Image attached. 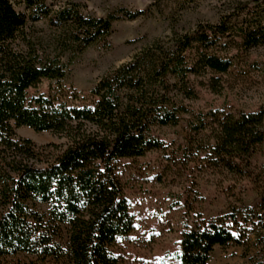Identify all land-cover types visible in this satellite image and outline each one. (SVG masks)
I'll return each instance as SVG.
<instances>
[{
	"label": "trees",
	"instance_id": "16d2710c",
	"mask_svg": "<svg viewBox=\"0 0 264 264\" xmlns=\"http://www.w3.org/2000/svg\"><path fill=\"white\" fill-rule=\"evenodd\" d=\"M0 0V258L21 253L62 264H118L112 248L134 231V217L118 177L119 162L159 149L155 126L177 125L179 99H195L190 78L219 79L235 65L231 51L264 48V8L216 25L174 34L105 75L88 96L75 91L39 93L45 82L67 75L62 59L109 37L115 16L96 18L74 7L54 11L47 0ZM246 8V6H244ZM127 18L141 12L121 11ZM238 15V19L241 17ZM48 20L59 53L48 54L29 34L30 23ZM235 22V23H234ZM31 90H35L31 94ZM219 126L217 161L232 172L264 145V106L257 112H210ZM51 132L66 139L57 155L37 149L17 130ZM197 224L183 233L181 264H209L216 246L240 245L226 220Z\"/></svg>",
	"mask_w": 264,
	"mask_h": 264
},
{
	"label": "rangeland",
	"instance_id": "374dc122",
	"mask_svg": "<svg viewBox=\"0 0 264 264\" xmlns=\"http://www.w3.org/2000/svg\"><path fill=\"white\" fill-rule=\"evenodd\" d=\"M26 12L23 0H13ZM54 11L76 7L96 18L115 16L111 34L83 52L65 53L67 75L61 81H45L39 93L62 90L88 96L111 71L130 62L138 53L160 41L168 45L174 34L189 33L199 25H216L231 16L236 27L245 15L260 14L264 0H47ZM246 6V8H244ZM126 10L136 18H127ZM241 17L238 19V15ZM29 34L48 54H56L57 32L48 20L30 23ZM235 65L219 79V93L210 78L191 77L195 99H179L185 112L177 125L155 126L152 136L159 149L119 162L118 177L134 217V231L113 248L118 264H181L183 233L197 224L226 220L240 245L216 246L209 264H264V145L249 161L237 160L240 171L232 172L217 161L214 148L219 126L210 112L252 113L264 106V48L231 51ZM36 91L31 90V94ZM264 129V128H263ZM18 138L30 139L37 149H47L51 160L66 145V139L51 132L22 127ZM52 152V155H47ZM52 156V157H53ZM0 264H62L28 254L0 258Z\"/></svg>",
	"mask_w": 264,
	"mask_h": 264
}]
</instances>
